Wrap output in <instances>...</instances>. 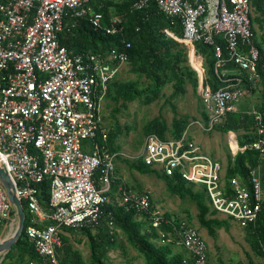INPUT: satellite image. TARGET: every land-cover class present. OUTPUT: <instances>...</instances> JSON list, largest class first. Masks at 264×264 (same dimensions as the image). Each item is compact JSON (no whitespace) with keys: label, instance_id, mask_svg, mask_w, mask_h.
<instances>
[{"label":"built area","instance_id":"obj_1","mask_svg":"<svg viewBox=\"0 0 264 264\" xmlns=\"http://www.w3.org/2000/svg\"><path fill=\"white\" fill-rule=\"evenodd\" d=\"M91 1L0 0V166L27 209L23 232L42 264H61L57 250L67 229L82 230L105 214L121 155L110 152L103 110L111 83L128 63L130 45L83 56L71 54L59 41V35L70 32L78 21L96 32L125 36L123 17L111 14L105 22ZM151 1L136 0L129 12ZM156 5L167 19L179 22L181 42L190 55H195L196 44L213 50V71L221 83L216 90L204 85L203 70L193 68L207 121L192 125L210 132L228 114L240 111L235 104L260 81L252 0H157ZM229 62L234 68L226 70ZM242 112L253 118L252 141L240 147L236 132L229 130L227 135L232 159L246 149L258 154L246 180H225L221 162L205 153L187 129L179 137L148 133L134 160L203 190L212 211L243 229L254 227L264 204V114L256 108ZM45 180L46 207L39 188ZM120 206L146 215L160 242L182 247L190 264H210L208 245L198 228L187 217L165 216L150 191L122 190ZM15 217L0 182V229ZM108 224L112 226L111 220Z\"/></svg>","mask_w":264,"mask_h":264},{"label":"trees","instance_id":"obj_2","mask_svg":"<svg viewBox=\"0 0 264 264\" xmlns=\"http://www.w3.org/2000/svg\"><path fill=\"white\" fill-rule=\"evenodd\" d=\"M136 0H92L91 5L98 11L103 13L104 21L109 18L111 9H115L116 15L123 17L124 39L121 36L106 35L102 32L94 31L86 22L78 21L77 26L70 32H63L59 35L61 45L65 46L71 54L88 56L94 53H106L112 48L121 49L126 43L130 45L127 49L128 63L134 66V71L138 74H144L153 82V87L147 89L152 94V99L157 98L160 86L166 80L167 72L179 78L178 74H183V70L179 67L182 61H188L186 53L173 52L179 44L171 37L166 36L165 29L170 30L177 37H182V29L179 22H172L167 19L162 13L158 11L156 1L152 0L144 9L139 11L129 12L131 5ZM253 13H260L259 16L254 17L253 24H261V16H264V0H252ZM256 35V31H255ZM255 43L260 51V59L258 63V73L262 79L264 86V48L261 42L255 37ZM183 46H185L183 44ZM186 47V46H185ZM187 48V47H186ZM224 51V47H223ZM195 55L205 60L207 64V73H204V85H208L212 90H216L220 85V81L215 76L213 71L214 59L212 48L203 45H195ZM232 63L226 65V70L233 69ZM189 74L195 86L199 85L197 72L191 67H187ZM178 81H182L178 79ZM253 90V89H252ZM112 95L117 100L133 101L141 97L142 92L137 91L132 83L113 82L110 85L107 99ZM264 95V93H263ZM264 114V103L257 107ZM248 110V109H247ZM246 111V110H244ZM203 121H207V115L203 111ZM264 118V116H263ZM150 125L147 128L148 133H156L164 138V129L161 126ZM175 131L173 137H179L185 130L180 122L175 123ZM226 131L243 130L249 135H245V140H240L238 137L239 146L242 147L252 141L251 131L253 127V118L246 112H234L228 114L224 122L219 125ZM217 126V127H219ZM108 147L110 152L116 153L117 148L114 145L113 134L110 133L108 137ZM258 159V154L253 150L246 149L244 152L238 154L228 161V167L225 172V180L231 176H239L246 180L249 168L254 166ZM133 166L140 172L155 173L157 177L163 179L166 183V190L172 195H176L180 199L189 198L195 203L198 210V222L201 227H209L214 223L217 227L222 226V222L210 221L207 215L211 210L208 205L206 195L201 189L194 185L187 184L176 177H166L165 175L151 170L138 160ZM96 178L98 176L96 175ZM40 200L41 204L46 207L49 200V182L44 181L40 186ZM105 214L101 219L91 226L84 227L81 231H85L91 242L92 258L95 264H103L102 258L106 255L109 249L114 246V236L117 231H121L127 243L136 251H138L145 259L146 264H190L191 259L188 254L174 253L173 244H163L157 246L155 241L159 237V233L148 222L147 216L143 215L144 221L136 220V216L140 213L127 208L126 206H116L111 203L104 207ZM111 211V218L106 216V213ZM165 216L171 217L165 212ZM111 220L112 226H109ZM147 221V222H146ZM91 229L97 230L96 238L90 234ZM248 235V240L253 242L257 249V253L264 261V204L259 215V219L254 227L244 228ZM163 231L167 230L165 227ZM65 237H63V244L57 250L58 258L61 264H82L80 254L77 251H71L68 247H64ZM14 248L22 250L20 259L27 257V261L42 264L41 259L34 251L32 244L26 238L24 232L21 238L15 243ZM186 252V251H185ZM10 256V252L7 253ZM251 264H254L250 260ZM0 264H7L6 259ZM259 264H264L259 263Z\"/></svg>","mask_w":264,"mask_h":264},{"label":"rangeland","instance_id":"obj_3","mask_svg":"<svg viewBox=\"0 0 264 264\" xmlns=\"http://www.w3.org/2000/svg\"><path fill=\"white\" fill-rule=\"evenodd\" d=\"M115 13V9H111ZM254 17L260 13L254 12ZM262 23L254 24L257 40L262 43L264 48V16H261ZM166 36L174 39L179 45L173 48V52L186 53L188 61H182L179 67L183 74H178V81L174 75L167 72V78L160 86L157 98H151L152 94L147 89L153 87V82L144 74H138L133 69L131 63L122 65L119 75L115 82L132 83L137 91L142 92V96L133 101L117 100L114 95L104 102V125L107 126L109 134L114 137V145L117 148L118 160L123 168L120 170L126 179L128 185H131L137 192H142L140 182L137 178L138 172L143 175H154L161 180L162 184L154 183L153 189L157 197H152L154 205L158 201V208L165 211L167 202L171 200V210L178 212L183 218L198 228L199 232L208 245L210 264H254L263 263V258L257 253L256 247L252 241L248 240L246 230L241 228L235 221L222 214L210 212L207 219L210 221L222 222L219 228L214 223L209 227H201L198 222V210L195 203L189 198L180 199L166 190V183L163 179L157 177L155 173H144L138 171L133 164L143 146L144 138L147 135V128L156 123L164 129V136L173 137L175 123L180 122L188 130V134L198 143L202 150L212 158L218 160L223 165L226 172L228 161L231 157V151L228 142L227 131L222 126L215 127L210 132L202 131L198 126L192 125L195 121H203V101L200 95L199 86H195L187 67L191 69V64L195 69L205 70L207 73V64L205 60L194 55L190 61L189 49L183 46L181 38L177 37L170 30L165 29ZM264 86L262 79L257 83L255 89L249 90V95L245 96L243 101L235 104V107L244 111L251 108H257L264 103ZM155 125V126H156ZM240 140H245V135H249L243 130L236 131ZM89 142V141H88ZM84 142L83 144H88ZM153 177V176H152ZM98 179V178H97ZM197 189V188H194ZM152 194V192H151ZM156 198H158L156 200ZM118 206V205H116ZM27 213V209L25 208ZM173 212V213H174ZM141 214L135 219H144ZM17 224V219L6 224L0 229V241L9 238ZM64 247L71 251H77L80 254L82 264H95L92 258L90 237L85 231H74L67 229ZM90 234L96 238L97 230L91 229ZM114 246L109 249L102 258L103 264H146L142 255L133 249L126 241L123 233L117 231L114 236ZM157 246L163 245L160 238L155 241ZM174 253L187 254L182 247L171 245ZM10 256L7 253L0 256V262L6 259L7 264H30L27 257L20 259L21 249L12 248ZM33 264H38L33 262Z\"/></svg>","mask_w":264,"mask_h":264},{"label":"crops","instance_id":"obj_4","mask_svg":"<svg viewBox=\"0 0 264 264\" xmlns=\"http://www.w3.org/2000/svg\"><path fill=\"white\" fill-rule=\"evenodd\" d=\"M120 155L117 156L116 158V170H115V179L112 182L111 185V190L109 192V198H110V203L112 205H118L120 206V199H121V193L122 190H126L129 192H135L137 193V191L134 190V188H132L131 185H128L126 179L124 178V176L122 175V172H120V170L123 168L122 164L119 162L118 158ZM144 177H141V174L138 172L137 178L140 182V187L143 191L147 190L152 192V197L155 198V196L157 197V194L155 193L154 189H153V185L154 183H158V185H161L162 182L161 180L157 179L154 175L149 174L147 175H143ZM153 176V177H152ZM158 198H156L157 200ZM167 205L165 211L168 214H170L171 216H179L178 212H174L172 211L170 208V204H171V200L170 199H166ZM170 202V204H169ZM158 201H156V206L158 207ZM174 212V213H173ZM138 221H144V219H136ZM147 222V221H146ZM67 235V231L64 232V237ZM180 247V246H179Z\"/></svg>","mask_w":264,"mask_h":264},{"label":"water","instance_id":"obj_5","mask_svg":"<svg viewBox=\"0 0 264 264\" xmlns=\"http://www.w3.org/2000/svg\"><path fill=\"white\" fill-rule=\"evenodd\" d=\"M193 56H194L193 54L190 55L191 57L190 61L192 60ZM191 66L192 68H194L192 64ZM0 182L2 183L6 191L9 201L12 203V205L15 208V214L17 217V224L13 233L10 235L8 239L5 238L3 241H0V256H1L9 252L13 248L15 243L21 238L25 226L26 214L21 202L15 196L13 192V184L2 166H0Z\"/></svg>","mask_w":264,"mask_h":264},{"label":"bare ground","instance_id":"obj_6","mask_svg":"<svg viewBox=\"0 0 264 264\" xmlns=\"http://www.w3.org/2000/svg\"><path fill=\"white\" fill-rule=\"evenodd\" d=\"M13 233V232H12ZM8 239V238H7Z\"/></svg>","mask_w":264,"mask_h":264}]
</instances>
